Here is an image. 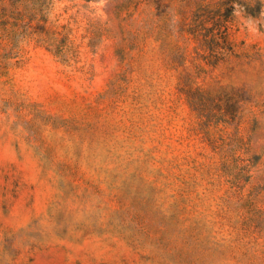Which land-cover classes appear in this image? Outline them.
I'll return each mask as SVG.
<instances>
[{"label": "rangeland", "instance_id": "rangeland-1", "mask_svg": "<svg viewBox=\"0 0 264 264\" xmlns=\"http://www.w3.org/2000/svg\"><path fill=\"white\" fill-rule=\"evenodd\" d=\"M121 1L0 0V264H264V0L215 66L91 46Z\"/></svg>", "mask_w": 264, "mask_h": 264}, {"label": "trees", "instance_id": "trees-1", "mask_svg": "<svg viewBox=\"0 0 264 264\" xmlns=\"http://www.w3.org/2000/svg\"><path fill=\"white\" fill-rule=\"evenodd\" d=\"M19 1L13 0L12 10L5 9L4 20L9 22L10 17L15 22L27 19L25 25L30 27L39 11L20 10L17 6ZM145 5L152 11L138 21L137 16L144 12L141 8ZM237 8H241L246 15L257 17L262 12L263 4L257 0H123L116 3L111 12L107 11L118 22L117 29L85 14L87 27L84 36L89 37V44L93 47L100 45L105 38H119L116 55L120 59L155 53L173 64H182L195 56L215 66L233 50L229 24ZM79 13L77 11L69 18L75 19ZM36 29L54 35L43 26ZM71 31L66 30L64 41L57 47L58 53L66 49Z\"/></svg>", "mask_w": 264, "mask_h": 264}]
</instances>
